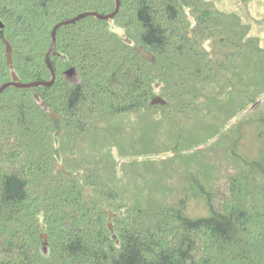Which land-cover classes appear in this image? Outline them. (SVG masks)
Segmentation results:
<instances>
[{"label":"trees","instance_id":"obj_1","mask_svg":"<svg viewBox=\"0 0 264 264\" xmlns=\"http://www.w3.org/2000/svg\"><path fill=\"white\" fill-rule=\"evenodd\" d=\"M228 3L121 0L58 30L51 87L0 95V264H264V168L235 153L264 107V0ZM116 9L0 0V88L6 42L20 83L50 82L54 28ZM192 183L212 218L184 217Z\"/></svg>","mask_w":264,"mask_h":264},{"label":"rangeland","instance_id":"obj_2","mask_svg":"<svg viewBox=\"0 0 264 264\" xmlns=\"http://www.w3.org/2000/svg\"><path fill=\"white\" fill-rule=\"evenodd\" d=\"M228 5L231 6L230 0ZM77 75L71 78L76 81ZM247 119L241 125V140L236 146L235 153L248 163H257L264 168V107L263 101L250 106L242 118ZM241 120V119H240ZM236 120V122L240 121ZM204 147H201L202 149ZM190 178V177H189ZM184 217L193 221L206 220L213 217L206 194L202 188L192 183L187 191Z\"/></svg>","mask_w":264,"mask_h":264},{"label":"water","instance_id":"obj_3","mask_svg":"<svg viewBox=\"0 0 264 264\" xmlns=\"http://www.w3.org/2000/svg\"><path fill=\"white\" fill-rule=\"evenodd\" d=\"M120 9H121V0H117V9L114 13L112 14H109V15H101V14H98V13H95V12H89V13H85V14H81L77 17H75L74 19L72 20H69V21H66V22H63V23H60L59 25H57L54 30H53V45H52V48L51 50L49 51L48 55H47V63H48V66L50 68V70L52 71V74H53V79L52 81L50 82H35V83H32V84H22L19 82V78L18 76L16 75L15 71H14V66H13V59H12V53H13V49H12V46L10 45V43L6 42V46H7V53H8V63L12 69V75H13V81L8 83V84H5L2 88H0V95L5 91L7 90L8 88L10 87H16V88H20V89H30V88H38V87H51L55 82H56V74L54 72V69L50 63V58H51V55L54 53V51L56 50V45H57V33H58V30L63 27V26H67V25H72V24H75L83 19H86L88 17H96L98 18L99 20H104V21H108V20H112L114 19L120 12ZM3 25L0 24V28L3 29ZM128 43H130L129 40H127ZM140 52H143V49H140L139 50ZM143 57L145 59H148L150 61H152L153 63H155V59L153 58V56L149 53H144L143 54ZM77 75L75 69H71L69 70L67 73H66V77L71 80V78L73 76ZM36 99L38 101H40L38 99V97L36 96ZM42 107L46 110V111H49L47 105L45 102H43L42 104ZM160 105H163V106H166L167 103L160 97H157L155 98L152 102H151V106H160ZM51 115V118L54 120L55 124L58 125L59 123V117L58 115L55 113V112H51L50 113ZM56 169L60 172H62L63 174L65 175H68L67 171L65 170V167L62 166L61 164H57L56 165ZM114 217V214L111 213V219ZM111 229L113 230V226L111 225ZM45 242H46V245L48 243V238L46 235L43 236ZM45 252H47V248H45Z\"/></svg>","mask_w":264,"mask_h":264}]
</instances>
